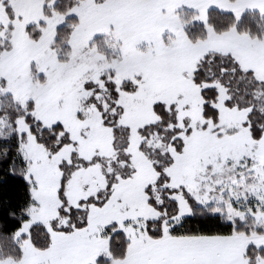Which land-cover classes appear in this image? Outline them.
I'll return each mask as SVG.
<instances>
[{"label":"snow or ice","instance_id":"6c2138e0","mask_svg":"<svg viewBox=\"0 0 264 264\" xmlns=\"http://www.w3.org/2000/svg\"><path fill=\"white\" fill-rule=\"evenodd\" d=\"M0 264H264V0H0Z\"/></svg>","mask_w":264,"mask_h":264}]
</instances>
